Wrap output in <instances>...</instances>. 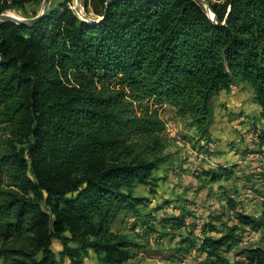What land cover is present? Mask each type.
<instances>
[{"label": "trees", "instance_id": "1", "mask_svg": "<svg viewBox=\"0 0 264 264\" xmlns=\"http://www.w3.org/2000/svg\"><path fill=\"white\" fill-rule=\"evenodd\" d=\"M71 3L32 25L0 22L2 264H87L90 250L100 264L130 261L132 240L112 228L139 216L137 189L166 163L164 107L209 140L214 97L239 81L253 88L264 126V0H208L215 21L198 0H86L94 20ZM236 174L232 164L203 173ZM198 178L201 190L210 185ZM227 204L238 223L204 237L203 251L214 264H264V249L241 248L237 234L264 230V212ZM180 209L171 223L182 228L190 211ZM224 249L237 250L232 262Z\"/></svg>", "mask_w": 264, "mask_h": 264}, {"label": "rangeland", "instance_id": "2", "mask_svg": "<svg viewBox=\"0 0 264 264\" xmlns=\"http://www.w3.org/2000/svg\"><path fill=\"white\" fill-rule=\"evenodd\" d=\"M13 1L0 0V8L8 7L2 14H13L24 20L32 19L34 12L39 14L46 2L26 3L20 9L12 7ZM85 1L72 0L71 8L81 18L94 20L96 16L90 7L85 8ZM198 1L211 15L208 0ZM65 2L51 0L49 9ZM260 116L253 88L239 81L228 93L214 97L209 140L202 139L192 123L180 117L174 108L164 107L162 117L168 124L164 133L166 163L155 172L151 186L137 189L136 195L144 198L139 216L123 214L112 228L133 242V258L125 264H214L203 251L202 239L220 237L219 233L225 231L224 223H238L227 204L228 199L235 200L239 211L261 216L264 209L258 194L261 181L257 176L264 172V148L261 149L264 146L259 139L264 126ZM230 162L237 169L236 178L230 182L212 181L203 175L208 169H218V165ZM198 177L210 185L205 184L201 190ZM181 207L190 212L187 226L179 228L171 221L181 215ZM237 234L244 238L241 248L253 245L264 249V230L241 228ZM53 249L58 254L62 244L55 241ZM236 253L237 250L225 249L222 252L231 262ZM86 263L100 264L101 260L90 250Z\"/></svg>", "mask_w": 264, "mask_h": 264}, {"label": "water", "instance_id": "3", "mask_svg": "<svg viewBox=\"0 0 264 264\" xmlns=\"http://www.w3.org/2000/svg\"><path fill=\"white\" fill-rule=\"evenodd\" d=\"M50 1L51 0H46L42 11L35 18L29 19V20H24V19L15 17V16L1 14L0 15V22H14V23H18V24L32 25L45 16V14L49 10ZM77 11L80 15H82L80 9H78ZM210 12H211L212 16L210 14H208L209 17L211 18V20L215 21V18H216L215 14L211 11V9H210Z\"/></svg>", "mask_w": 264, "mask_h": 264}, {"label": "crops", "instance_id": "4", "mask_svg": "<svg viewBox=\"0 0 264 264\" xmlns=\"http://www.w3.org/2000/svg\"><path fill=\"white\" fill-rule=\"evenodd\" d=\"M231 164H233V163H231V162H230V163H228V165H231ZM185 179H191V178H189V177H188V178H187V177H185Z\"/></svg>", "mask_w": 264, "mask_h": 264}, {"label": "bare ground", "instance_id": "5", "mask_svg": "<svg viewBox=\"0 0 264 264\" xmlns=\"http://www.w3.org/2000/svg\"><path fill=\"white\" fill-rule=\"evenodd\" d=\"M11 16H14L13 14H10ZM211 16H212V14H211Z\"/></svg>", "mask_w": 264, "mask_h": 264}, {"label": "built area", "instance_id": "6", "mask_svg": "<svg viewBox=\"0 0 264 264\" xmlns=\"http://www.w3.org/2000/svg\"><path fill=\"white\" fill-rule=\"evenodd\" d=\"M166 126L168 127V124H166Z\"/></svg>", "mask_w": 264, "mask_h": 264}]
</instances>
